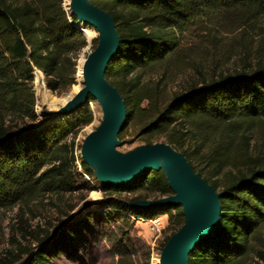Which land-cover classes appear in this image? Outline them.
Returning a JSON list of instances; mask_svg holds the SVG:
<instances>
[{"label":"trees","instance_id":"1","mask_svg":"<svg viewBox=\"0 0 264 264\" xmlns=\"http://www.w3.org/2000/svg\"><path fill=\"white\" fill-rule=\"evenodd\" d=\"M114 19L120 48L105 76L126 104V122H140L146 143L165 141L184 154L195 172L221 193L220 222L214 233L190 252L188 264H264V247L255 240L264 227V149L253 141L264 123V53L253 64L194 83L166 96L163 75L154 85L143 73L175 58L185 32L204 20L220 23L236 16L238 26L255 27L264 18V0H92ZM89 44L78 18L64 0H0V210L47 194L76 189L82 159L76 138L94 120L82 107L65 117L36 124L33 70H40L47 88L62 94L76 83L77 59ZM98 40H93L94 49ZM90 100H95L90 96ZM261 131V130H260ZM83 171L94 176L84 161ZM100 206L115 217L152 219L168 215L163 246L184 225L180 204L129 206L134 199L161 198L175 191L162 169L150 170L129 184H102ZM91 214L59 221L55 235L36 236L37 250L20 249L16 260L30 254L27 264H49L68 249ZM127 240H129L127 238ZM118 264H133L125 246H116Z\"/></svg>","mask_w":264,"mask_h":264},{"label":"rangeland","instance_id":"2","mask_svg":"<svg viewBox=\"0 0 264 264\" xmlns=\"http://www.w3.org/2000/svg\"><path fill=\"white\" fill-rule=\"evenodd\" d=\"M68 4L69 1L64 0L65 9L71 12ZM223 18L220 23L204 20L199 27L185 32L179 54L165 64L144 72L143 82L154 85L163 75V83L167 84L165 95L171 96L204 79L217 77L222 73L253 64L258 53H264V18L258 20L255 27L238 26L236 16L226 15ZM91 28L93 36L90 39L87 38L89 44L80 52L77 59L74 85L83 83L78 76L79 60L94 51V39L98 42L100 40L99 31L93 26ZM33 74L32 89L36 99V124H40L54 114L51 112V107L39 96L36 69L33 70ZM42 79L47 88L44 75ZM74 85L62 94L47 89L55 97L65 98L71 94ZM92 101L94 109L90 108L93 111L94 120L82 128L76 138V147L80 146L77 154L82 158L77 161L80 174L76 178V189L66 194L42 195L22 207L17 205L0 210V264H27L30 254L24 253L19 260H16L21 248L33 247L37 250L36 236L43 235L47 231L55 235L60 228L61 219L76 221L86 213L91 214L90 225H82L79 237L70 242L68 249L63 250L58 256L51 257L49 264H118L119 256L115 254L116 246L128 248L133 264H154V262L159 264L157 259L162 254L164 238L170 233L169 221L162 236L156 242L157 245L153 246L149 224L143 222L141 217L136 218L130 214V219L118 218L113 211L100 206L104 196L103 183L96 173L94 176H89L81 167L84 160L82 147L85 139L101 125L105 117L97 99ZM77 110L72 113H57L55 116L65 117L74 114ZM140 126V122L136 121L128 124L124 137L118 138L116 146L118 152L122 154L135 152L149 144L138 135ZM254 130H259V134H256L253 141L254 150L258 152L259 149H264V123ZM157 142L166 141L162 137ZM123 196L132 207L137 204L146 205L166 197L134 199L135 195L132 194ZM255 247L257 249L264 247V227L258 233Z\"/></svg>","mask_w":264,"mask_h":264},{"label":"water","instance_id":"3","mask_svg":"<svg viewBox=\"0 0 264 264\" xmlns=\"http://www.w3.org/2000/svg\"><path fill=\"white\" fill-rule=\"evenodd\" d=\"M71 12L79 21L95 25L103 32V38L90 58L83 95L86 98H99L105 103L107 116L85 139L83 161L103 184H129L145 172L162 169L175 194L135 206H183L186 221L168 240L162 253L164 264H188L193 248L211 236L220 222L221 193L194 171L184 154L167 142L149 143L135 152L111 157L110 153L116 148L118 136L126 122L124 98L105 76L110 61L120 48V36L113 17L92 0H73ZM165 168H169V171ZM187 204L196 205L192 214L187 211Z\"/></svg>","mask_w":264,"mask_h":264},{"label":"bare ground","instance_id":"4","mask_svg":"<svg viewBox=\"0 0 264 264\" xmlns=\"http://www.w3.org/2000/svg\"><path fill=\"white\" fill-rule=\"evenodd\" d=\"M68 1H69L68 7H69V10L71 11L72 7H73V0H68ZM78 26L82 29L85 36L89 39L93 36L91 26H93L94 28H96L99 31L100 39L103 38L102 30L95 25L86 24L83 21L78 20ZM92 53L89 54L87 57L83 56L79 60V63H78V76L80 77L79 79L82 80V82H83L82 85H80L81 83L74 85L71 94L65 98L55 97L52 94V92L45 87L44 80L42 79L43 73L40 70L36 69L37 80H38V86L37 87H38L39 96L41 97V99L43 100L44 103H46L47 105H49L51 107V109H52L51 112L53 114L72 113V112H74V109H76V108L79 109L82 107H89V108L92 107L94 109L93 101L90 100V98H86L83 95V90L86 86V82L88 81L87 70H88V66L90 63V58H91ZM96 99L102 106L104 116H107V107H106L105 103L101 102L99 100V98H96ZM120 154H122V153L118 152L116 150V148L110 153L111 157H115V158ZM165 170L168 172L169 168H165ZM195 207H196V205L187 204L186 208H187V211L189 212V214H192L194 212ZM157 261L159 262V264H164L163 253L160 255V258L157 259ZM154 264H156V263L154 262Z\"/></svg>","mask_w":264,"mask_h":264},{"label":"built area","instance_id":"5","mask_svg":"<svg viewBox=\"0 0 264 264\" xmlns=\"http://www.w3.org/2000/svg\"><path fill=\"white\" fill-rule=\"evenodd\" d=\"M141 220L149 224V229L151 231L152 238H153L152 245L153 246L157 245L156 242L162 236L168 224V215L161 214L152 219H145L141 217Z\"/></svg>","mask_w":264,"mask_h":264}]
</instances>
